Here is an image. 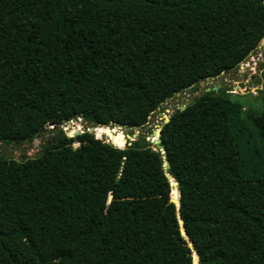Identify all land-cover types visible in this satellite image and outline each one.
Instances as JSON below:
<instances>
[{"label":"trees","instance_id":"obj_1","mask_svg":"<svg viewBox=\"0 0 264 264\" xmlns=\"http://www.w3.org/2000/svg\"><path fill=\"white\" fill-rule=\"evenodd\" d=\"M261 41L264 0H0V145L99 126L0 155V264H192L177 215L197 264H264V100L254 132L207 91L162 124V151L99 140Z\"/></svg>","mask_w":264,"mask_h":264},{"label":"rangeland","instance_id":"obj_2","mask_svg":"<svg viewBox=\"0 0 264 264\" xmlns=\"http://www.w3.org/2000/svg\"><path fill=\"white\" fill-rule=\"evenodd\" d=\"M205 90L211 91L214 96H222L238 101L242 105L241 113L245 126L249 131L254 132L251 122L248 119V115L249 113L259 114L262 110V103L264 100V43L259 44L258 47L236 68L222 73L215 78H208L200 81L196 90L189 89L166 100L148 117L146 124L142 128L128 130L118 126H108L110 129L109 136H115L118 134L126 137L124 141H118L119 146H115L106 136L103 135L105 129L102 128L101 132L103 137L99 140L106 144H110L113 147L120 148L127 142L142 137L145 143L153 146V140H151L153 138L152 133L157 131L162 124L165 123V119L168 118L175 109L181 106V103L193 100L199 93ZM71 126L76 130L78 129L77 131L79 132H89V128H91V125L80 120L69 121L64 126H60L57 129H52L51 126L48 127V131H46L41 137L35 138L28 143L20 145L1 144L0 155L17 161L23 157H35L40 153L46 140L51 139L58 130H61L67 137L74 136L75 134L70 135ZM93 127L98 128L99 126ZM253 138L256 141V137L253 136ZM77 145V143H73L71 147L75 148ZM170 186L173 188L171 182Z\"/></svg>","mask_w":264,"mask_h":264},{"label":"water","instance_id":"obj_3","mask_svg":"<svg viewBox=\"0 0 264 264\" xmlns=\"http://www.w3.org/2000/svg\"><path fill=\"white\" fill-rule=\"evenodd\" d=\"M264 42L263 41H261L260 42V44H263ZM208 79V78H207ZM208 90H205V91H203V92H201V93H204V92H207ZM193 103V100H190V101H186V102H183V103H181V106H179L177 109L178 110H182V109H184L186 106H188V105H190V104H192ZM168 121V118H166L165 119V123ZM102 127V126H101ZM71 128H73L74 129V127L73 126H71ZM94 127L93 126H91V128H89V129H93ZM102 128H104L105 129V133L103 134L104 136H106L108 139H109V135H110V129L108 128V127H102ZM157 133V137H156V140H153V146L155 147V149H157V150H161L162 151V147H161V145H160V138H159V136H160V128L157 130V131H154L153 133H152V135H154V133ZM78 134H80V132L79 131H76V133H75V135H78ZM142 138V137H141ZM164 166L167 168L168 166L166 165V164H164ZM111 201V195H109V197H108V199H107V204L109 203ZM170 202H172L174 205H176V206H178V201L176 200H173L172 198H170ZM177 219H178V223H179V231H180V234H181V236L182 237H184V239L185 240H187V244H188V247L190 248V250H191V252H192V256H191V258H192V264H197L198 263V258H197V256H196V253H195V250H194V248H193V246H192V244H191V242H189L188 241V238H187V236H186V234H185V232H184V230H183V227H182V223H181V220H180V218H179V215H177ZM194 257L196 258V261H194Z\"/></svg>","mask_w":264,"mask_h":264},{"label":"bare ground","instance_id":"obj_4","mask_svg":"<svg viewBox=\"0 0 264 264\" xmlns=\"http://www.w3.org/2000/svg\"><path fill=\"white\" fill-rule=\"evenodd\" d=\"M157 134V133H156Z\"/></svg>","mask_w":264,"mask_h":264},{"label":"built area","instance_id":"obj_5","mask_svg":"<svg viewBox=\"0 0 264 264\" xmlns=\"http://www.w3.org/2000/svg\"><path fill=\"white\" fill-rule=\"evenodd\" d=\"M51 127V126H50Z\"/></svg>","mask_w":264,"mask_h":264}]
</instances>
